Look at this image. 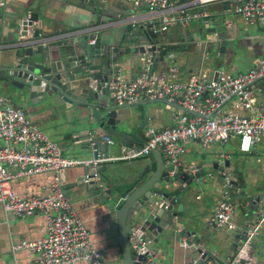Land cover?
I'll return each instance as SVG.
<instances>
[{"label":"water","instance_id":"95a60500","mask_svg":"<svg viewBox=\"0 0 264 264\" xmlns=\"http://www.w3.org/2000/svg\"><path fill=\"white\" fill-rule=\"evenodd\" d=\"M72 1L80 2L85 8L86 17L78 26L51 23L39 8L34 9L33 4H21L11 20L15 36L0 51V87L9 91L12 97L35 100L41 106L54 104L58 110H63L70 133L75 137L73 144L77 149L91 150L95 156L99 150L107 151L108 145L101 142V136L107 134L109 127L115 126L116 114L127 104L115 103L110 89L105 86L98 90L90 89L87 86L89 76L101 80L109 78L113 60L125 53L143 69V73H151L160 67L164 69L167 58L173 55L172 48L177 44L169 45V39L164 38L163 32L157 28L158 22H141L130 28L124 25L122 31L119 28L122 33L119 40L124 43L119 48L110 28L117 24L114 18L119 11L106 12V5L99 0ZM206 20L200 21L203 28L199 40L219 41L218 64H221L227 46V27L221 28L223 13L214 10ZM45 24L50 28H43ZM28 25H34L30 33ZM91 32L97 33L92 42L89 41ZM114 34L117 35L116 32ZM219 72L215 69L213 78ZM260 80L264 86V76L254 79L251 86L259 84ZM161 100L167 101L165 98H153L128 104ZM177 106L192 112L182 105ZM161 151V145L149 151L147 155L156 159L155 168L145 170L130 186L106 183L100 189L103 184L100 178L102 166H84L77 182L89 194L99 193L105 199L111 213L109 220L116 222L120 255L115 264H138L135 257L141 255L136 252L134 244L138 241L131 230L142 234L152 249L155 244L160 247L167 240L175 242L177 239L189 258L187 264H201L217 253V235L188 205L201 188L199 177L205 166L191 173L181 170L170 175ZM220 163V159L214 160L209 166L221 170L224 165L228 174L234 168L229 159H224L222 165ZM95 171L99 173L98 179L90 177L84 181ZM217 191L223 198L235 196L236 207L247 216L246 225L264 210V203L260 202L264 199L263 184L239 182L234 174L226 182L223 180ZM239 235L235 232L232 236V250Z\"/></svg>","mask_w":264,"mask_h":264},{"label":"crops","instance_id":"0c3cea01","mask_svg":"<svg viewBox=\"0 0 264 264\" xmlns=\"http://www.w3.org/2000/svg\"><path fill=\"white\" fill-rule=\"evenodd\" d=\"M99 1L106 5V12L117 13L119 11L117 18H114L117 24L115 23L113 27H110L113 38L118 40L119 48L124 44L119 40L122 35V26L126 25V28H130L132 25L141 22H157L158 20L159 13L148 11L143 1L138 6H134L132 0ZM174 1L178 3L190 2V0ZM28 3L33 4L34 9L39 8L46 15L47 21L62 26H78L86 17L83 5L72 0H5V4L0 6V51L15 36V28L11 23V20L14 19L13 15L21 7V4ZM232 4L233 0H207L194 5V8L203 10L205 14L192 18L186 26L172 23L164 29L162 31L163 37L169 39L170 46L177 44V47L172 48L173 55L167 58L164 69L160 67L152 70L151 73L146 72L167 76L168 66L175 62L178 67L177 75L180 78L185 77L191 70L202 71L213 77L215 69H219L220 72L237 73L252 66L264 56V23L259 21L247 23L241 16L233 12ZM214 10L223 13L224 24H221V28L227 27V46L221 64H218L219 41L205 42L204 39L199 40L203 28L200 21L206 22ZM206 25L208 24L206 23ZM33 27L34 25H28V33L32 31ZM43 28H50V25L45 24ZM96 34V32H91L89 38L96 36ZM204 50L209 51L206 58L203 57ZM112 64V72L118 68L125 77H133L144 72L139 65L131 60V56L127 53L121 54L119 59H114ZM253 89L257 101L264 104L263 80L254 85ZM0 93L6 95L13 105L23 107L31 120L61 146L64 155L93 156L91 150L77 149L73 144L75 137L70 133L71 128L63 110H58L54 104L41 106L40 102L35 100L12 97L11 93L9 94V91L2 87H0ZM120 109L121 111L116 114L114 119L115 126L109 127L107 131V135L114 139V143L108 145L107 152L109 154L118 155L121 153L123 145L141 142L146 123L161 127L174 121V109L164 100L148 101L145 104H127ZM220 111H234L231 100L224 102ZM218 113V111H211L209 114L216 115ZM238 140L239 137L233 135L225 143L217 140L206 149L201 147L197 140H188L185 143L186 150L180 155L181 170H187L191 173L198 167L205 166L199 177L201 178V188L198 189L196 198L188 202V205L193 212L199 214L210 225L213 233L217 235L215 240L219 247L216 249L217 253L213 259L218 261L226 259L232 253V236L238 231L237 229L226 231L209 223L216 201L223 198L217 188L221 187L223 180H225L219 174L218 169L209 165L214 160L220 159L221 152H227L230 154V163L234 166L233 170L229 172V177L236 174L239 182L264 185V140L255 139L249 151L240 150ZM155 165L156 159L148 155L103 163L100 170V178L103 180V184L99 188L105 187L106 183L130 186L145 170H153ZM220 165L222 164L220 163ZM10 167L11 169L17 168L15 165ZM83 168L84 166L81 164L64 168L61 172V183L67 197L84 220L92 243L102 252L106 264H115L120 255L116 222L109 220L111 215L109 207L106 206L105 199L101 198L99 193L89 194L86 189L77 185L80 176L83 174ZM208 172H212V175H208ZM50 179V171H42L15 178L11 185L18 195L26 192L43 194L47 191L46 184ZM260 202L263 204L264 199ZM235 206L234 201L236 223L246 226L247 216L240 208H237L238 212H236ZM44 233L45 216L41 212L19 216L4 211L0 206V264H29L35 259L36 254L27 247L13 250L12 244L24 239L38 238ZM153 249L157 257L164 261L187 264L189 259L177 239L175 242L167 240L160 247L155 244ZM250 251L257 264H264V226L259 228L258 233L253 237ZM73 264L81 263L75 262Z\"/></svg>","mask_w":264,"mask_h":264},{"label":"built area","instance_id":"2783aa9c","mask_svg":"<svg viewBox=\"0 0 264 264\" xmlns=\"http://www.w3.org/2000/svg\"><path fill=\"white\" fill-rule=\"evenodd\" d=\"M143 1L147 10L158 12L161 31L172 23L186 26L192 18L205 14L194 5L207 0H190L178 3L174 0H132L134 6ZM5 0H0V6ZM232 10L247 23H264V0H233ZM155 24V22H153ZM94 41V37L89 38ZM209 51L204 50L203 57ZM176 63L168 66L167 76L142 73L125 77L117 68L107 79L91 76L87 86L98 90L101 86L110 89L115 103L130 104L142 99L165 98L174 109V121L157 127L146 123L141 142H131L121 147L118 155L99 150L91 157L67 156L61 146L42 130L26 114L21 106L13 105L9 98L0 93V206L14 215L25 216L41 212L45 216V233L30 240H21L12 244V249L27 247L36 254L29 264H106L102 252L92 243L84 220L67 197L62 183L61 172L64 168L81 164L100 167L108 161L132 159L145 156L149 151L161 145L168 173L174 175L181 171L180 155L186 150L188 140H197L201 147L209 148L217 140L225 143L231 136L239 137L238 147L249 151L255 139L264 140V104L257 101L251 83L264 76V56L252 66L237 73L219 72L216 78L202 71L191 70L180 78ZM231 100L232 112L220 111V106ZM177 105L184 106L178 109ZM218 111L216 115L209 114ZM101 142L113 144L114 139L103 134ZM227 152L220 153V160L229 159ZM11 165L17 166L11 169ZM223 169L225 182L229 174ZM50 171L51 179L43 194L23 193L18 195L12 188L13 179L37 172ZM212 175V172H208ZM99 178L98 171L89 178ZM226 190V189H224ZM234 200L221 198L216 201L209 223L215 227L240 233L235 249L222 261L207 259L201 264H257L251 254L253 237L264 226V210L254 221L246 226L236 223ZM138 244H134L138 264H176L161 260L142 234L135 233Z\"/></svg>","mask_w":264,"mask_h":264},{"label":"rangeland","instance_id":"374dc122","mask_svg":"<svg viewBox=\"0 0 264 264\" xmlns=\"http://www.w3.org/2000/svg\"><path fill=\"white\" fill-rule=\"evenodd\" d=\"M11 100H12V99H11ZM113 136H114V135H113ZM108 148H109V146H108ZM237 208H238V207L235 206V209H237ZM236 212H238V209L236 210ZM252 248H254V247L252 246Z\"/></svg>","mask_w":264,"mask_h":264}]
</instances>
